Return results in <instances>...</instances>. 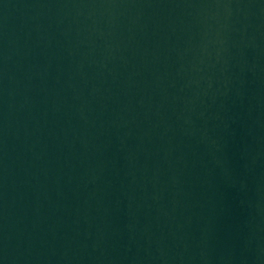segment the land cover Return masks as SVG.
<instances>
[{"label":"water","instance_id":"95a60500","mask_svg":"<svg viewBox=\"0 0 264 264\" xmlns=\"http://www.w3.org/2000/svg\"><path fill=\"white\" fill-rule=\"evenodd\" d=\"M0 264H264V0H0Z\"/></svg>","mask_w":264,"mask_h":264}]
</instances>
